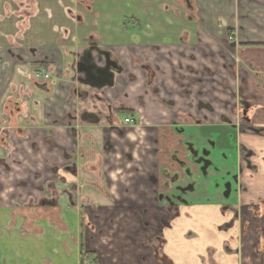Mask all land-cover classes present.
I'll return each instance as SVG.
<instances>
[{"label": "crops", "instance_id": "obj_1", "mask_svg": "<svg viewBox=\"0 0 264 264\" xmlns=\"http://www.w3.org/2000/svg\"><path fill=\"white\" fill-rule=\"evenodd\" d=\"M171 1L178 9L171 10ZM171 1L162 5L172 19L162 26L156 22L167 36L172 35L166 42L151 40L150 25H136L143 22L137 15H128L135 25L132 28L105 25L101 32H94V48L108 51L121 68L111 88L91 87L84 69H77L80 63L86 65L80 57L91 48L89 42L71 50L38 52L12 47L5 35L4 41L0 38V264H211V252L206 256L203 241L195 235L157 238L152 242L158 246H150L149 237L138 233L136 211L148 217L152 210L195 206L213 208L221 217V207L228 204L226 189L199 186L203 172L196 175L182 163L199 166L191 151L192 137L198 135L195 132L204 142L200 151L208 157L207 169H211V156L219 153L231 159L239 143L255 145L256 140L250 139L253 137L245 134L238 139L237 132L246 127L264 132V0ZM113 34L123 35L124 42L105 41L104 37ZM211 51L225 63H230L225 52H232L236 70L242 72L246 66L253 69L240 72L235 113L238 122L219 109V118L211 117V94L206 90L201 94L190 85L189 90L172 89L167 92L169 97L162 95L160 83L171 80L166 66L176 70L184 64L197 67L202 62L208 75ZM190 55L195 56V62H189ZM38 71L49 73V79H36ZM195 83L203 86L201 77L200 81L190 78L189 84ZM170 116L167 124L166 117ZM125 118L133 123H125ZM120 125L155 131L160 136L159 132L167 128L173 130L179 136L171 152L174 168L156 160L150 170L143 160L138 168L125 165L114 171L127 169L130 186L107 185L113 179L112 166L118 165L117 153L121 154L114 149L118 147L114 142ZM158 142L165 140L159 138ZM216 158L214 163L219 162ZM181 170L191 181L188 184L178 183ZM168 177L170 187L157 186ZM141 181L146 186L139 185ZM168 194L174 198L169 199ZM249 194L263 197L264 187L250 189ZM254 205L256 212L249 215L242 243L238 246L234 240L233 247H226L222 239L220 246H214L218 264H264V204ZM42 209L47 211L45 215H40ZM81 210L86 217H94V224L91 217L83 224L84 239ZM106 215H111L113 225L109 236L102 226ZM182 239L195 247L184 258L181 251L169 250L172 243L177 247ZM205 241L211 245V235Z\"/></svg>", "mask_w": 264, "mask_h": 264}, {"label": "rangeland", "instance_id": "obj_2", "mask_svg": "<svg viewBox=\"0 0 264 264\" xmlns=\"http://www.w3.org/2000/svg\"><path fill=\"white\" fill-rule=\"evenodd\" d=\"M163 1L167 0H0V33H3L0 35V38L4 41L3 37L5 35L8 44L18 49L31 48L38 52L39 50H50L53 48L71 50L86 46L87 42L96 38L94 32H101L105 25H110L114 28L126 25L130 28L134 27L135 25L131 23V17L128 15H137L143 22H139L136 25L140 27L147 22L150 25V31L153 34L151 36L152 38H150L151 40L166 42L172 35L167 36L166 34L168 32H163L160 26L172 18H169L167 16L168 12L163 10ZM182 5L184 6V4ZM174 7L178 9V5H174L173 1H171L172 11H174ZM181 12L183 14L185 13L183 10ZM170 14L171 16L173 15L171 11ZM156 22L160 23V28H158ZM97 37L99 36L97 35ZM104 38L107 39L105 41L110 40L116 43L124 42L123 35L113 34ZM220 53L219 56L221 55ZM225 53H227L230 63L223 61L221 63L218 60L219 57L215 56L218 53L211 51V67H208V75L202 68V62L197 67L186 66L184 64L182 69L176 68V70L175 68L166 66V70L169 69L168 71H171V80L169 82L166 81V83H160L162 95L165 94L164 96L169 97L167 92L172 91V89L176 91L180 89L181 92L182 90H189L191 88L190 85L195 89L198 88L197 92L201 94L206 90V92L211 94V117L219 118L220 114L217 113L219 109V112L222 114L225 113L227 116L236 120L235 113L239 104L237 103V98L238 93L240 94L238 88L240 87L241 71L238 67L236 70V61L233 53L230 51ZM204 56H209V54L204 52ZM190 58L191 61L189 62H195L194 55L193 57L190 55ZM232 63L235 65H232ZM242 68L253 72L251 66ZM194 76L199 81L201 77L203 86L200 87L196 83L189 84L190 78H195ZM192 98L196 101L197 93H194ZM214 108L216 109L215 112L213 111ZM202 117L205 118L204 116ZM140 120L143 122V119L140 118ZM170 120H172L171 116L166 117L167 124ZM236 121L238 122L239 118ZM122 126L120 125L117 128L118 138L114 142V145L118 146L114 149L120 151L121 154L117 153L118 165L116 167L112 166L111 171L114 172L117 167L124 168L125 165H128L130 168L132 166L138 168L141 166L140 164L143 160H147V167H150V170H152L151 166L157 164L156 160L160 162L162 160L166 161V165L170 164V169L174 168L173 154L171 152L174 150L173 141L177 140L179 136H176L177 134L173 130L167 128L159 132L162 134L160 136L155 131L147 133L139 128L134 129ZM140 127L142 128L143 125H140ZM246 129L245 131L237 132L238 139H241L242 135L248 134V136L253 137L250 139L256 140V143H253L255 145L247 147L245 144L241 145L239 143L236 148L237 153H232L234 154L232 156L233 158L230 159L229 156L224 157L226 162L223 160V156L220 157L219 153L216 156H211V169H207L209 167L206 161L208 157L200 151L203 149L204 142L201 140L199 133H194L195 135L198 134L197 136L192 135L193 140H191L194 143L191 146V151L194 152L192 158L199 166L196 167L195 164L189 161H186L187 163L184 161L182 166L187 165L196 175H200V171L203 172L204 179L198 181L199 186L205 187L208 185L209 188H224V191L226 189L228 204L224 208L221 207V217L215 215L217 212L213 208L211 210H204L202 207L195 206L191 208H185L183 206L177 211L168 210L157 212L152 210L148 217L143 212L136 211L138 218L137 225L140 226H138V233H143L149 237L148 239L151 241L150 246H158V243L153 244L152 242L157 238H170L172 240L179 234L182 238L183 236L195 235L196 238H201L203 241V248L206 247V251H203L204 253L206 252V256L207 253L209 254L211 252V264H218L214 260L216 257L214 256V246H220L222 239L226 241H224L225 243L222 246L226 247H233L234 240L238 246L242 243V238L245 237L248 231L249 215L253 214L252 212H256V206L254 204L262 203V206L264 204L261 199L264 196L249 194L250 189L257 190L264 187V132L257 131V129L251 127H246ZM128 133L131 134L129 135ZM159 138L164 139L165 142H158ZM252 140L250 141L251 143L253 142ZM134 145H138V147L135 148ZM208 147H210L209 144ZM181 152L185 155L184 147H182ZM215 158L221 163H214L213 160ZM126 170L117 173L114 172L113 179L109 180L107 185L114 184L115 187L130 186L131 184L128 183L129 177L125 175L127 173ZM143 170L145 172V168ZM183 170L180 172V176L182 177L178 179V183L181 182L182 185L191 182L185 177ZM206 170H211L210 174ZM166 172L172 177L173 174L171 171L166 170ZM185 173L187 175L186 171ZM170 180V177L163 178L157 186H161V188L165 186L168 188L170 187L168 185ZM155 183L158 184V182ZM139 185L146 186L142 181ZM193 186L194 183L192 184ZM244 193H247L249 197L244 196ZM165 196L169 199L174 198L173 194ZM39 213L40 215H45L47 211L42 209L41 211L39 210ZM54 213H57L56 215L59 216L58 212ZM78 213L83 221L81 226L83 227V232L81 234H83L84 239L86 232L83 224L88 220L90 221V217L91 224H94V217L93 215H87L86 217V212H83V210ZM110 216L106 215L104 223L102 224L106 234H108H105L106 236L110 235L109 229L113 226L110 225L112 220L109 222ZM218 218H221V220ZM132 225L133 222L130 223V228ZM210 235L211 245L205 241L207 240V236ZM187 242L182 239L177 243V247L172 243L169 250L181 251L184 258L187 252L195 249L192 243Z\"/></svg>", "mask_w": 264, "mask_h": 264}, {"label": "water", "instance_id": "obj_3", "mask_svg": "<svg viewBox=\"0 0 264 264\" xmlns=\"http://www.w3.org/2000/svg\"><path fill=\"white\" fill-rule=\"evenodd\" d=\"M92 52L97 55L93 56ZM80 59L86 65L78 64L77 69H84L89 85L96 89L111 88L114 85L115 75L121 73V68L116 61L111 59L106 50L91 47L81 55Z\"/></svg>", "mask_w": 264, "mask_h": 264}, {"label": "built area", "instance_id": "obj_4", "mask_svg": "<svg viewBox=\"0 0 264 264\" xmlns=\"http://www.w3.org/2000/svg\"><path fill=\"white\" fill-rule=\"evenodd\" d=\"M34 76H35L36 79H44V80L49 79V73H45V72L38 71V72L35 73ZM124 122L125 123H129V124H132L133 123L132 120L129 119V118H125L124 119Z\"/></svg>", "mask_w": 264, "mask_h": 264}, {"label": "trees", "instance_id": "obj_5", "mask_svg": "<svg viewBox=\"0 0 264 264\" xmlns=\"http://www.w3.org/2000/svg\"><path fill=\"white\" fill-rule=\"evenodd\" d=\"M35 65L39 66V67H45L46 65L44 63H36ZM122 112H126V113H130L131 110H121ZM84 251L83 245H81V252Z\"/></svg>", "mask_w": 264, "mask_h": 264}, {"label": "flooded vegetation", "instance_id": "obj_6", "mask_svg": "<svg viewBox=\"0 0 264 264\" xmlns=\"http://www.w3.org/2000/svg\"><path fill=\"white\" fill-rule=\"evenodd\" d=\"M89 43H90L89 45H90L91 47H94L96 42L93 41V40H91ZM143 67H144V66H143Z\"/></svg>", "mask_w": 264, "mask_h": 264}]
</instances>
